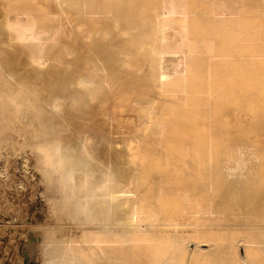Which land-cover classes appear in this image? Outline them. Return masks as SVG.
<instances>
[{
	"label": "rangeland",
	"instance_id": "374dc122",
	"mask_svg": "<svg viewBox=\"0 0 264 264\" xmlns=\"http://www.w3.org/2000/svg\"><path fill=\"white\" fill-rule=\"evenodd\" d=\"M191 1L187 0V4L191 5ZM218 1L264 14V0ZM10 2L0 0V197L4 198L0 205V264H45L46 244L52 237L80 241L82 236V229L63 212L62 198L67 199L68 192L55 167L59 150L72 159V167L63 162L60 166L65 171L74 169L77 195L85 180L92 188L111 175L123 185L122 201L126 203L121 204L120 200L116 206L118 221L123 223L113 231L133 232L129 224L133 220L127 211L136 201L131 172L139 164L138 148L147 149L145 157L149 160L155 157L153 140L147 136L153 131L147 116L151 107H158L161 101L152 81L158 60L151 53V41H143L145 28L135 10L131 14H107L101 10L96 25H86L94 9L86 0H78L73 6L61 0H33L26 5L30 10L23 11L60 15L67 44L74 54L57 62L31 61L19 44L14 47L9 42L5 19L11 10ZM207 20L208 30L214 32L221 50L216 61L221 67L243 63L245 68V60L235 49V23L227 21L214 26ZM237 33L245 36L241 29ZM124 47L137 54L130 67L132 73L121 78L112 76L108 73L109 64L102 59L110 54L116 59ZM92 51L100 59L92 56ZM94 65L107 72L91 73ZM91 93L100 96L91 99ZM129 106L136 111V134H131L119 121V116L130 110ZM216 116L226 124V135L231 136L229 144L244 152L235 156V169L225 176L227 189H231L229 198L212 186V172L207 179L194 171L186 172L188 175L181 181L190 202L177 207L175 214L157 213L155 224L143 231L156 240L146 253L149 264H161L175 257L157 247L162 238L175 235L197 236L198 241L190 244L189 249L194 251L199 264H225L223 261L230 256L245 258L247 252L254 250L260 254L259 264L264 262V237L257 234L254 226L241 225L254 218L264 220V114L255 120L243 110L238 99ZM82 161L87 165L83 166ZM242 166H247L246 170ZM154 177L149 178V183ZM144 191L142 188L136 194L142 196ZM204 218L219 219L221 226L195 225ZM168 222L179 225H164ZM100 264L113 262L106 258ZM245 264L253 262L249 258Z\"/></svg>",
	"mask_w": 264,
	"mask_h": 264
},
{
	"label": "bare ground",
	"instance_id": "6f19581e",
	"mask_svg": "<svg viewBox=\"0 0 264 264\" xmlns=\"http://www.w3.org/2000/svg\"><path fill=\"white\" fill-rule=\"evenodd\" d=\"M31 1L10 2L14 11L8 10L5 19L10 44L14 47L19 44L28 52L31 61L37 63L57 62L66 55H73L74 49L67 44L61 16L54 12L26 13L23 10L28 9ZM61 1L73 6L78 0ZM86 4L94 5L86 25H96V17L101 10L107 14H131L135 10L145 28L143 41H151L153 45L151 53L158 60V65L153 69L152 81L161 101L158 107H151L152 111L147 116L150 123L147 126L153 129L147 136L153 140L152 153L155 157L149 160L145 157L147 149L138 148L139 164L131 172L136 201L127 211L133 220L129 223L133 232L128 233L113 231L123 223L116 215L120 200L121 204L126 203L122 201L123 185L108 175L100 185L90 188L85 178L77 195L73 186L74 169L65 171L60 166L63 162L72 167V159L59 150L55 167L64 183L61 182L67 187L68 200L58 197L65 204L63 212L66 218L82 229V236L80 241L52 237L46 244L48 260L45 264H100L106 258L113 264H149L146 253L156 240L143 231L155 224L157 213L172 215L181 204L190 202L185 184L181 181L188 175L186 172L194 171L205 179L213 173L215 182L212 186L229 198L231 189H227L225 176L234 171L235 156L244 152L229 144L231 136L226 135V124L216 113L239 99L243 110L255 120L259 114H264V14L249 12L237 4L228 6L218 0H193L191 5L187 4V0H86ZM207 18L214 26L227 21L235 23V49L245 60V68L243 63L231 68L221 67L216 61L221 50L214 32L208 30ZM240 29L245 36L237 33ZM83 39L87 37L83 36ZM122 49L116 59L111 54L102 59L109 64L108 73L112 76L132 73L130 67L137 54L129 47ZM91 55L96 56L93 51ZM96 59L100 58L96 56ZM164 63L167 67L162 66ZM92 72L104 74L107 70L94 65ZM99 96L100 93L90 94L91 99ZM129 107L125 115L119 116V121L131 134H136V111ZM78 155L82 156L81 153ZM82 164L87 165L86 161ZM242 167L243 170L247 168ZM152 175L155 177L149 183ZM142 188L145 189L144 194L138 196L136 193ZM242 192L244 190L239 193ZM2 199L0 197V205ZM24 204L22 206L26 208ZM164 225L176 228L179 223ZM195 225L221 226L219 219L210 218L199 219ZM241 225L254 226L257 234L264 237V220L254 218ZM196 241L198 238L195 235L162 238L157 246L159 251H168L175 257L161 264H199V259L193 256L194 251L189 249L190 244ZM129 252L132 254L127 255ZM259 255L255 250L247 252L245 258L235 254L223 263L245 264L250 258L253 264H259Z\"/></svg>",
	"mask_w": 264,
	"mask_h": 264
}]
</instances>
